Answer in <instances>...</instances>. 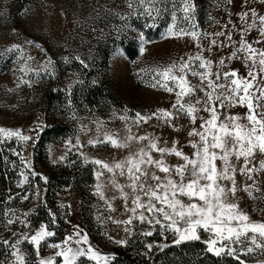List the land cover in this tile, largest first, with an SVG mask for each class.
<instances>
[{
  "label": "rangeland",
  "instance_id": "374dc122",
  "mask_svg": "<svg viewBox=\"0 0 264 264\" xmlns=\"http://www.w3.org/2000/svg\"><path fill=\"white\" fill-rule=\"evenodd\" d=\"M191 2L195 19L189 22L184 19L182 0H155L154 5L142 4L141 0H0V127L30 137L25 142L0 133V264H14L16 248L11 245L17 241H21L17 248L26 264H37L35 247L24 237L41 226L54 233L40 246L43 258L57 251L49 244L61 243L74 228L81 235L87 234L88 243L101 255L112 257L108 264H223L229 260L238 264L231 256L207 252L204 241L209 233L203 229H198L200 240L177 245L175 233L158 224L142 223L138 218L131 224L115 223L128 220L132 213L125 210L119 192L112 187V173L103 170L97 179L100 169L91 163L94 159L109 163L122 160L147 143L133 142L128 148L89 143L98 135L102 139L105 132L122 139L129 127L137 135L159 137L161 146L167 141L170 147L177 141V147L191 155L188 142L196 138L188 136L193 125L187 116L178 115L172 121L174 127L155 118L139 126L134 121L137 113L174 111L176 96L160 86L165 81L157 71L200 53L197 43L207 49L210 40L217 41L211 52L202 53L212 61L213 72L236 70L241 76L247 75L243 53L238 54L241 59L228 58L238 47L240 30L245 27L237 15L246 10L242 0H232L231 4L227 0ZM251 6L264 14L258 3ZM148 7L159 11L149 17L145 12ZM163 23L167 25L153 37L154 29ZM173 24L177 31L192 30L195 24L201 39L165 38ZM218 31L231 32L237 43L229 42L226 36L203 35ZM257 38L255 29L246 36L249 42ZM126 45L136 51L133 58L128 56ZM221 59L224 67L218 66ZM188 79L199 84L197 77L189 75ZM168 83L172 86L171 81ZM197 97L203 93L197 90L191 99ZM221 111L243 116L247 109L237 106ZM198 115L207 117L208 113ZM125 116L127 119H122ZM257 158L264 156L257 154ZM166 160L170 165L182 163L175 156ZM25 163L30 167L25 168ZM116 178L121 184L127 182L125 177ZM244 179L237 175L241 184ZM257 181L264 191V175ZM97 184L103 185L113 210L96 194ZM238 196L241 208L252 220L264 221V199H249L243 192ZM10 219L14 221L11 224ZM148 231L151 236L144 235ZM121 240L125 243L117 242ZM234 247L246 250L247 242ZM56 259L62 264L60 257ZM240 259L245 264H264V252L256 249ZM81 260L82 264H95Z\"/></svg>",
  "mask_w": 264,
  "mask_h": 264
},
{
  "label": "snow or ice",
  "instance_id": "6c2138e0",
  "mask_svg": "<svg viewBox=\"0 0 264 264\" xmlns=\"http://www.w3.org/2000/svg\"><path fill=\"white\" fill-rule=\"evenodd\" d=\"M141 3L154 5L155 0H141ZM182 3L184 19L191 22L195 19V5L191 0H182ZM227 3L231 4L232 0H227ZM253 3H258L264 8V0H242L241 6L246 10L237 15L245 27L240 30L238 47L234 48L228 57L230 60L241 59L238 54L243 53V61L249 69L246 76L239 75L236 70L222 74L213 72L212 61L202 53L211 52L217 41L210 40L207 49L197 43L200 53L157 71V75L165 81L160 86L176 96V102L172 105L174 111L159 109L150 115L136 114L134 123L137 126L155 118L174 127L172 121L178 115L187 116L193 125L188 131V136L196 138L188 142L193 149L191 155L177 147V141H173L170 147L167 146V141L164 142L165 146H161L159 137L151 134L137 135L130 127L128 134L122 139L115 133L105 132L102 139L98 135L96 139L89 141L94 147L99 143L109 144L113 148H128L133 142L142 144L147 141L122 160L112 163L100 159L91 161L100 169L97 171V179L103 174V170L112 173L110 183L119 192L120 199L125 203V210L132 213L128 220L114 221L115 223L131 224L133 218H138L142 223L147 221L149 224H158L161 229L175 233L177 238L174 243L177 245L200 240L198 229H203L209 233V239L204 241L207 244L206 251L217 257L231 256L238 264H245V261L240 259L241 255L253 253L256 249L264 252V221L252 220L241 208V197L238 196V193L243 192L249 199H264V191L257 181L259 175H264V159L257 158V154L264 156V14L252 7ZM131 6L129 3V7ZM153 11L159 10L154 7L145 9L149 17ZM176 19L173 15V21ZM191 28L192 30L177 31L173 24L167 29L165 38L190 36L199 41L201 33L195 30V24H192ZM253 29L259 33V38L249 42L246 36ZM203 35L205 38L226 36L229 42L237 43L232 40L231 32L218 31ZM256 44L261 47H254ZM140 51L143 54L144 49L141 48ZM218 66L224 67L225 61L219 60ZM189 75L197 77L199 84H193L188 79ZM197 90L203 93V97H197L193 101L191 97L196 95ZM237 106L247 109L243 116L223 114L221 111ZM200 112H206L208 116H199ZM198 120L200 123L197 125ZM0 133L5 137H16L25 142L30 139L19 130L0 127ZM153 153H158V156ZM167 156H175L182 163L170 165L166 160ZM240 161L242 163L237 166ZM29 167L30 165L25 163V168ZM238 174L245 178L244 183L238 182ZM117 176L125 177L127 182L119 183ZM249 181L251 183H248ZM102 189L103 185L97 184L96 194L113 210ZM182 197L187 199H181ZM13 222L11 219L8 221L9 224ZM53 235L52 231L41 226L34 234L24 237L35 247L39 257L37 264H58L57 257L61 258L62 264H82L81 258L94 261L95 264H100L102 260L104 264H108L112 259L101 255L88 243L87 234L81 235L79 232L69 234L61 243L49 244V247L57 249L53 256L40 257L42 242ZM144 235L151 236L152 232H145ZM117 242L125 243L123 240ZM246 242V250L238 251L234 247ZM19 243L21 241L11 245L16 248L12 253L15 257L14 264H26L25 256L17 248ZM4 244L7 245L8 241L5 240ZM85 244L86 248L83 247Z\"/></svg>",
  "mask_w": 264,
  "mask_h": 264
},
{
  "label": "trees",
  "instance_id": "16d2710c",
  "mask_svg": "<svg viewBox=\"0 0 264 264\" xmlns=\"http://www.w3.org/2000/svg\"><path fill=\"white\" fill-rule=\"evenodd\" d=\"M166 25H167V23H163V25H159L157 28H155V29H154L155 31L153 32V35H155V36H153V37L158 36V35L161 33L162 29H163ZM162 26H163V27H162ZM161 27H162V28H161ZM125 47H127L126 50H127V54H128V56H129L130 58H133V57L135 56V54H136V51L133 50L132 48L128 47L127 45H126ZM0 160H3V159L0 158ZM223 264H236V263H234L233 260H229L228 262L223 263Z\"/></svg>",
  "mask_w": 264,
  "mask_h": 264
},
{
  "label": "water",
  "instance_id": "95a60500",
  "mask_svg": "<svg viewBox=\"0 0 264 264\" xmlns=\"http://www.w3.org/2000/svg\"><path fill=\"white\" fill-rule=\"evenodd\" d=\"M75 232H76V231H75L74 228H70V230H69V232H68V235H69V234H73V233H75ZM68 235H67V236H68Z\"/></svg>",
  "mask_w": 264,
  "mask_h": 264
}]
</instances>
